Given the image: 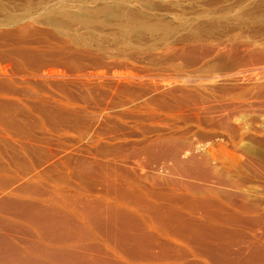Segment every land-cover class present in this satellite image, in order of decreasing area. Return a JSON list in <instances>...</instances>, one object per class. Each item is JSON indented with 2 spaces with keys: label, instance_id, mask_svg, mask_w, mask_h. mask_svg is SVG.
<instances>
[{
  "label": "rangeland",
  "instance_id": "rangeland-1",
  "mask_svg": "<svg viewBox=\"0 0 264 264\" xmlns=\"http://www.w3.org/2000/svg\"><path fill=\"white\" fill-rule=\"evenodd\" d=\"M173 148L213 170L192 185L238 178L264 204V0H0V178L42 200L136 176L160 192Z\"/></svg>",
  "mask_w": 264,
  "mask_h": 264
},
{
  "label": "bare ground",
  "instance_id": "bare-ground-1",
  "mask_svg": "<svg viewBox=\"0 0 264 264\" xmlns=\"http://www.w3.org/2000/svg\"><path fill=\"white\" fill-rule=\"evenodd\" d=\"M178 151L170 154L175 170L168 167V171L179 177L167 176V190L160 192L150 189L142 176L121 180L109 179L107 174L105 179L109 180L103 182L106 194L90 197L75 192L69 196L52 191L42 200L33 197L34 180L21 183L8 175L0 178V191L4 193L0 195V211L14 210L33 225L29 231L0 218V264H52L53 260L55 264H199L195 257H203L200 264H210L209 260L218 264H264V204L250 199L253 188L248 191L246 184L230 176L218 179L222 188L204 182L192 185L186 177L193 180L199 175L200 180H207L213 170L207 161H197L191 155L180 159ZM259 157L251 165L254 162L255 169L264 172V151ZM203 163H208L207 169ZM82 170L87 172L88 168ZM13 185L18 194L6 192ZM67 228L70 231H61ZM7 232L23 246L9 241ZM30 238L33 241L26 242ZM243 245L250 249L248 255L243 254Z\"/></svg>",
  "mask_w": 264,
  "mask_h": 264
}]
</instances>
